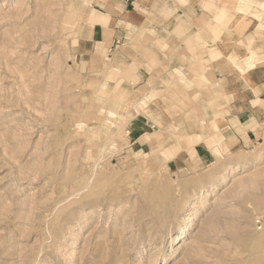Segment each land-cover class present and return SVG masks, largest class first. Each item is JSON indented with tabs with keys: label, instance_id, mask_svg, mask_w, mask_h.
Returning a JSON list of instances; mask_svg holds the SVG:
<instances>
[{
	"label": "rangeland",
	"instance_id": "374dc122",
	"mask_svg": "<svg viewBox=\"0 0 264 264\" xmlns=\"http://www.w3.org/2000/svg\"><path fill=\"white\" fill-rule=\"evenodd\" d=\"M262 3L239 5L264 22ZM147 4L157 27L94 45L91 26L109 25L123 0H0V264H264V96L242 90L229 49L225 64L203 49L197 20L155 18L229 10ZM170 28V47L147 37ZM247 33L253 46L264 38ZM246 74L264 81V68ZM244 109L247 124L232 123Z\"/></svg>",
	"mask_w": 264,
	"mask_h": 264
},
{
	"label": "crops",
	"instance_id": "0c3cea01",
	"mask_svg": "<svg viewBox=\"0 0 264 264\" xmlns=\"http://www.w3.org/2000/svg\"><path fill=\"white\" fill-rule=\"evenodd\" d=\"M169 1V0H168ZM147 2H150V0H123V6H125V10L120 14L119 16H112L110 17L112 19V22L109 25H103L100 22H95L90 29V36H91V42L96 45V44H102V45H108L109 43L112 44L114 40H120L122 41L123 44L128 45L132 39L134 38L136 32L138 29L142 26L145 25L146 27H157V24H153L151 18L149 17L151 15L150 10L148 9V4ZM171 3V2H169ZM127 5H131V8H128ZM168 7V9H166ZM166 7H164L162 10L163 12H166L167 10H172L173 8L176 9V13L180 12V8L176 4H168ZM192 13H195L194 10ZM206 14V11L201 10V12H196L193 16L192 21H190L188 18L185 17L184 14H181L180 18H174L170 17L167 21L162 20V17L158 16V14H155V18L162 21L161 23H166L169 21V23H179L181 26L188 25L190 22H196L195 26L192 27L193 30V35H195L202 43V47L205 50H208L210 46H216V51H217V56L215 58L216 62L218 64H225V58L224 55H222L221 49H229L228 54L233 57H237L242 51H247L252 48L255 40L252 38V35L248 34L247 32L244 33V35H240L239 37L236 36V34L232 33L229 34L227 29L221 30L222 26L220 23H215L214 19L211 17H205L204 19L202 16H206L207 14H210L209 12ZM200 14V16H199ZM151 20V21H150ZM150 21V22H149ZM184 24H183V23ZM182 23V24H181ZM177 25V24H176ZM191 29V28H190ZM170 30L164 31L161 30V33L152 35L150 31L147 33V37L150 36H160L161 40V45L165 46H172L173 45V40L171 39L172 34L170 33ZM225 31V32H224ZM224 33L225 39H229V41L233 40V42H227L226 40L221 39V35ZM191 35L186 34V36ZM163 37V39H162ZM233 43V44H232ZM243 48V49H242ZM238 51V52H237ZM241 51V52H239ZM264 51V50H263ZM234 52V53H233ZM205 59V58H204ZM165 61V60H163ZM128 65L130 62L127 63ZM212 64V63H211ZM233 70L235 72H238L243 78H242V83H241V88L242 90H246L253 95L256 96H264V81H261L259 76L255 74L254 78H250L247 76L246 71L247 69L244 68L243 73L238 71L232 66ZM153 70L149 68V65L147 64V61L141 60L138 62V67L136 71L134 72L135 77L138 78V81L140 77H144L145 81L147 78L151 75V72ZM219 80L220 77H217ZM225 88V87H224ZM255 96V97H256ZM252 111L249 109H244L241 111L237 112H230L228 115L232 117V123H237L239 125L247 124L248 117H250V114ZM243 116H247L246 119H242ZM227 117L224 118L223 121L228 122L226 119ZM230 130L233 132V129ZM141 136V135H140ZM139 136V137H140ZM138 137V138H139ZM137 138V140H138ZM136 142V141H134ZM195 150V157L201 162V163H210L212 161V158H214V154L211 152V150L206 147L205 145H195L194 146Z\"/></svg>",
	"mask_w": 264,
	"mask_h": 264
},
{
	"label": "bare ground",
	"instance_id": "6f19581e",
	"mask_svg": "<svg viewBox=\"0 0 264 264\" xmlns=\"http://www.w3.org/2000/svg\"><path fill=\"white\" fill-rule=\"evenodd\" d=\"M220 1L223 5V8H226L227 10H229V13H230V10L235 12L233 17L230 18L229 22H228L227 28L231 29L230 31H228L229 34L234 33V34H237L238 36H240V35H244V33H246L247 31L263 30L264 22H263V20H261L262 18H260L261 14L253 12L252 10H249L248 8L243 9L242 7H240L239 3L241 0H220ZM203 3L204 2H201V7H202ZM261 5L264 8V3H262ZM229 13H228V11H224V10L218 14H216V12H214V16H216L214 19L215 23H223L226 19H228ZM247 13H249V15L252 14V16L248 17ZM252 18H254V19H252ZM223 40H226L227 42H233V40L229 41V39L227 40V39H225V37H223ZM263 49H264V38H262V39L258 38V40L255 43V45L253 46V48L250 49L248 52L242 53L241 51H239L241 53L239 55H237L238 59H237V61L233 62V66L234 67L237 66L239 68V70L238 69L237 70L242 72V73L244 71V68L250 69V68H253L254 65L261 67V68H264V60H261V59L259 61L256 60L258 52L263 51ZM239 60L240 61L243 60V62L239 63L238 62ZM193 153H195L194 149H193ZM233 170H234V168H233ZM235 171H237V168H235ZM257 228L261 229L263 227H260V225H259Z\"/></svg>",
	"mask_w": 264,
	"mask_h": 264
}]
</instances>
